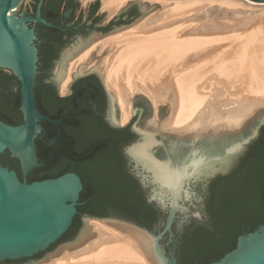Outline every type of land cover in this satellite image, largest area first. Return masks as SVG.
I'll use <instances>...</instances> for the list:
<instances>
[{
  "label": "water",
  "instance_id": "water-1",
  "mask_svg": "<svg viewBox=\"0 0 264 264\" xmlns=\"http://www.w3.org/2000/svg\"><path fill=\"white\" fill-rule=\"evenodd\" d=\"M79 8L82 21L92 5H97L98 27L76 34L58 53L49 77H55L56 90L66 75L67 62L95 41L133 26L160 8L158 3L129 0L107 23V12L98 11L100 0ZM263 3L264 0H251ZM41 0L34 15L31 0H0V70L19 83L18 126L0 120V156L6 152L19 162L22 179L16 171L0 163V264H44L100 239L89 219L102 222L131 237L149 264H179L174 241V225L179 231L192 221L215 232L205 207V194L214 180L233 174L264 128V110L255 113L239 130L211 134L176 133L162 130L155 119L153 104L144 95L132 98V117L119 126L121 112L114 94L104 86L100 58L93 51L72 74L71 85L95 73L106 95V119L115 129L130 127L135 138L128 143L125 157L130 173L139 181L146 200L166 214L160 231H149L116 210L106 217L84 215L70 230L78 215L84 185L80 176L69 172L57 178L27 181L28 175L45 163L37 156L35 140L43 127L40 122L59 126L60 121L44 116L37 105L35 87L39 69L38 36L35 25L56 28L42 16ZM82 12H81V11ZM67 94V95H68ZM169 249V250H167ZM211 264H264V225L237 238L236 247Z\"/></svg>",
  "mask_w": 264,
  "mask_h": 264
},
{
  "label": "bare ground",
  "instance_id": "bare-ground-1",
  "mask_svg": "<svg viewBox=\"0 0 264 264\" xmlns=\"http://www.w3.org/2000/svg\"><path fill=\"white\" fill-rule=\"evenodd\" d=\"M128 1L100 0L101 9L111 18ZM140 1L158 2L160 14L154 21L148 14L95 41L68 61L59 84L61 94L68 92L78 66L98 48L104 86L116 97L121 112L119 126L130 121L136 93L150 99L160 129L179 134L237 131L264 110V11L245 21L239 11L264 7V2ZM216 8L227 18L200 26L183 23L195 12ZM88 224L94 225L100 239L44 264H149L128 235L94 219Z\"/></svg>",
  "mask_w": 264,
  "mask_h": 264
},
{
  "label": "trees",
  "instance_id": "trees-1",
  "mask_svg": "<svg viewBox=\"0 0 264 264\" xmlns=\"http://www.w3.org/2000/svg\"><path fill=\"white\" fill-rule=\"evenodd\" d=\"M40 1L31 0L33 12ZM62 2L63 0H44L43 18L48 22L58 19L62 14ZM73 2L74 0H70L65 9L77 10L79 5ZM57 32L38 26L42 41L49 33L55 37ZM39 50V72H42L49 68L51 52L44 45ZM76 91L81 93L79 97L88 107L86 114L92 113L91 106H88L89 100L102 109L101 89L97 81L80 82L76 85ZM52 92L51 87L43 85L42 75L39 74L35 87L38 108L43 115L59 119L71 106L63 105L55 111L49 110ZM19 108V83L12 75L0 70V120L12 126L22 124ZM84 121L77 127L70 142L71 154L49 159L45 162L46 166L32 172L27 181L31 183L57 178L69 172L80 176L84 189L80 196L78 215L70 230L76 228L84 215L102 218L116 210L149 231H153L155 227L161 231V223L165 222L166 214L147 202L146 193L130 173L122 155L124 145L130 143L135 136L128 129L113 130L100 119L93 120L91 127ZM93 127L97 128L96 132H92ZM250 148L251 153L243 158L233 174L212 182L207 212L215 232L196 223L186 227L177 249L179 264H211L232 251L240 235L253 232L264 225V128ZM0 163L16 171L22 179L19 162L11 158L9 152L0 156Z\"/></svg>",
  "mask_w": 264,
  "mask_h": 264
},
{
  "label": "flooded vegetation",
  "instance_id": "flooded-vegetation-1",
  "mask_svg": "<svg viewBox=\"0 0 264 264\" xmlns=\"http://www.w3.org/2000/svg\"><path fill=\"white\" fill-rule=\"evenodd\" d=\"M68 3H70V0H63L62 5H61V9H60L62 14L58 17V19L54 20L53 22H50L54 26H56V28H48V29L58 31L57 34L55 35V37H53L51 35V33H49L47 35V37L42 41V39H40L39 33H38L39 24L35 25V29H36L37 36H38V50H39L41 45H44L46 47L47 51L51 52V55L48 59L49 68L47 70H43L42 72L38 71V75L39 74L42 75L43 85L46 87H51L52 91H53L52 92L53 97L50 99V103H48V108L51 111H55L58 108H61V106L63 107V105L71 106L69 109L65 110L62 113V116L59 119H52L55 121H60L61 123L59 126L54 125V124H49L47 122H40L41 126L43 127V131L40 134V136L35 140V144H36L37 156L40 159V162H43V163L47 162L51 158H58V157H61L63 155H66V154L67 155L71 154L70 149H71L72 145L70 144V142L72 140V137L74 135L75 130L82 123V120L83 121L85 120L84 122H87V124L91 127L93 120H99L100 119L109 128H111L113 130H119V131L122 130V129L112 128L107 122V119H106V108H107L106 95H105L103 87H102V85H101V83H100V81H99V79L95 73L89 74L88 76L81 78L80 80L75 82L73 85H71L70 93L68 95H62L58 90H56V88H55V85H56L55 77H52V76L49 77V72H50L53 64L55 63V60L58 56L59 51L61 50V48L66 43L71 41L72 38L76 34H85L89 31L95 30V29H100L101 31H107L108 28L110 27V26L109 27L108 26L103 27V28L98 27L99 19L97 17L98 16L97 5H92V7H90L88 14H87V20L85 22H83L82 21V13H80V16L78 18H76L75 14H76L77 10H74L72 8L68 9V10L65 9ZM75 3L78 4L74 0L73 4H75ZM53 10H55V8ZM34 14H35V12H33V11L28 13V15H34ZM39 58H40V50H39ZM40 60H39V63H40ZM38 70H40V69H38ZM38 75H37V77H38ZM93 80L98 82L99 87L101 89L100 102H102L103 107H102V109H100L96 103H94L92 100H89L88 106H91L90 109H91L92 113L86 114V108H88V107L85 106V104L81 100V97H79V95L81 93L76 91V85L80 82H83V81L90 83ZM76 92H77L78 96H76ZM85 115L90 116L92 119H89ZM123 129H128V131L132 135L135 136V134L132 132V130L129 126L126 128H123ZM96 131H97V128L93 127L92 132H96ZM261 133H262V130L260 132L259 137L261 136ZM127 146H128V144L124 145V147L122 148V155L126 161L127 167L129 168L128 161L125 157V149ZM251 151H252V149L250 148V150L247 152V154L245 155L244 158H246L248 156V154L251 153ZM45 166H46V163H45ZM34 171H36V170H34ZM34 171H32V172H34ZM129 171H130V168H129ZM210 193H211V191L209 188L208 193L205 194L206 210H207V201L210 197ZM192 223H196V222L192 221L190 224L184 226L183 230H181V231H179L177 229L176 224L174 225L173 230H174L175 237H174V241L170 245L169 249H173L175 247L176 251H177V249L180 245V239H181L182 235L184 234L185 228L189 227ZM196 224H198V223H196ZM169 249H167V250H169Z\"/></svg>",
  "mask_w": 264,
  "mask_h": 264
},
{
  "label": "rangeland",
  "instance_id": "rangeland-1",
  "mask_svg": "<svg viewBox=\"0 0 264 264\" xmlns=\"http://www.w3.org/2000/svg\"><path fill=\"white\" fill-rule=\"evenodd\" d=\"M78 1H79L80 5L82 7H88L89 4L91 3V2H89L87 4H83V2L81 0H78ZM156 3H158V2H156ZM101 8L102 7H101V2H100V6L98 8V11L103 12ZM216 9L217 10L206 9V10L201 11V12H195L190 17L186 18L183 23L189 24L190 22H187V21L199 22V26H200V25L206 24V22L208 20L217 21L221 16L224 17V18H227V15H224V16L222 15V13H221L222 10H218L219 8H216ZM239 11L241 12V16H242L240 20H244L245 21V20H251V19L255 18L256 15H258L261 12L264 11V7H255L254 9H251L249 7H245V8H240ZM160 12H161V7L159 9L149 13V16H151V18H154L151 21H154L156 19V17L158 16V14H160ZM146 16H148V15H146ZM113 17L110 18L109 14L107 13L106 16L103 19V23L105 24V23L109 22ZM225 22H227V21H225ZM196 24L197 23H194L193 26H195ZM97 47H99V46H97ZM67 94H68V92L66 94H64V95H67Z\"/></svg>",
  "mask_w": 264,
  "mask_h": 264
}]
</instances>
